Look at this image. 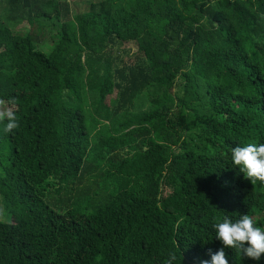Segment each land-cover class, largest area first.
Wrapping results in <instances>:
<instances>
[{"label": "trees", "instance_id": "1", "mask_svg": "<svg viewBox=\"0 0 264 264\" xmlns=\"http://www.w3.org/2000/svg\"><path fill=\"white\" fill-rule=\"evenodd\" d=\"M83 1L59 21L57 0H0L30 25L0 23V264H199L218 216L264 228V184L231 163L264 143V0Z\"/></svg>", "mask_w": 264, "mask_h": 264}, {"label": "clouds", "instance_id": "2", "mask_svg": "<svg viewBox=\"0 0 264 264\" xmlns=\"http://www.w3.org/2000/svg\"><path fill=\"white\" fill-rule=\"evenodd\" d=\"M0 122L3 123L2 130L5 133L18 127L17 117L11 110L0 111ZM231 163L251 181L264 184V143L234 146L231 150ZM212 227L222 247L211 253L210 260H201L199 264H229L225 248L255 261L261 259V254L264 253V228L257 226L256 221L248 214H241L238 218L218 216ZM171 260H175L174 255ZM171 260L167 264H171Z\"/></svg>", "mask_w": 264, "mask_h": 264}, {"label": "rangeland", "instance_id": "3", "mask_svg": "<svg viewBox=\"0 0 264 264\" xmlns=\"http://www.w3.org/2000/svg\"><path fill=\"white\" fill-rule=\"evenodd\" d=\"M59 2V8L61 11L60 20L67 18L68 16L72 15L74 12L82 10L85 8V1L83 0H57ZM65 6H67V12H65ZM11 11V8H10ZM10 15L5 16L2 13V9L0 6V23H8L9 27L12 28L15 32L24 33L29 29V23L26 22V16L19 14L18 12H13ZM8 18V19H7ZM55 27V26H54ZM54 27L46 26L45 33L42 38H40L39 42L37 43V48L43 50L45 52L49 51L51 48V39L48 37L50 33L56 30ZM135 53V47L133 43H124L119 45L118 47H114L113 55H118L120 58L123 59L124 62L132 63L133 56ZM10 107L0 104V111L9 110ZM45 199H48L47 197ZM0 220L9 222L10 221V213L5 210L1 199H0Z\"/></svg>", "mask_w": 264, "mask_h": 264}]
</instances>
